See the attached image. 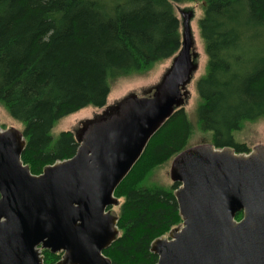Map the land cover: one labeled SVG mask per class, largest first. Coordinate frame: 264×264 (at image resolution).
Listing matches in <instances>:
<instances>
[{
  "label": "trees",
  "instance_id": "1",
  "mask_svg": "<svg viewBox=\"0 0 264 264\" xmlns=\"http://www.w3.org/2000/svg\"><path fill=\"white\" fill-rule=\"evenodd\" d=\"M196 1L204 4L198 27L207 56L196 84L199 129L216 148L249 154L234 133L264 120V0H0V105L23 126L22 161L33 175L75 156L74 133L52 135L61 120L105 108L116 81L179 53L174 5ZM193 132L184 108L176 109L116 190L119 236L104 251L113 264H157L152 243L182 225L179 185L148 180L187 150ZM42 255L56 264L63 254Z\"/></svg>",
  "mask_w": 264,
  "mask_h": 264
},
{
  "label": "water",
  "instance_id": "2",
  "mask_svg": "<svg viewBox=\"0 0 264 264\" xmlns=\"http://www.w3.org/2000/svg\"><path fill=\"white\" fill-rule=\"evenodd\" d=\"M193 13H182V43L151 97L135 94L75 136L69 160L33 175L23 134L0 123V264H113L104 255L118 238L115 192L153 136L183 103L194 63ZM170 177L182 226L155 240L157 264H264V146L249 154L202 145L176 156ZM243 213L240 221L236 220Z\"/></svg>",
  "mask_w": 264,
  "mask_h": 264
},
{
  "label": "rangeland",
  "instance_id": "3",
  "mask_svg": "<svg viewBox=\"0 0 264 264\" xmlns=\"http://www.w3.org/2000/svg\"><path fill=\"white\" fill-rule=\"evenodd\" d=\"M203 6V1L174 5L175 13L180 21H182L183 12L193 13V18L190 22L194 37V63L197 69L194 71L191 81L183 89V103L181 105L194 128L193 136L189 141L187 149L202 145H211V135L205 134L199 129L196 116V109L200 102L196 84L198 80L206 74L207 67V56L198 27V22L203 16ZM172 64L173 59H170L156 64L146 74L116 81L111 87V93L105 108L98 109L89 107L61 120L53 129L52 135L57 137L60 133L69 131L74 133L75 136H78L89 123L99 120L102 117H107V114H111L114 108L130 95L135 94L138 97H151ZM0 123L1 127L4 129L15 128L22 133L23 126L19 122L14 121L2 105H0ZM234 140L236 143L246 145L247 148L250 149V152L256 146H264V120H260L257 123L245 124L241 131L234 133ZM172 161L173 159L154 169L150 175L148 184H157L166 188L173 187L174 183L170 177ZM122 203L123 200H121L118 206L112 207L110 212L118 216Z\"/></svg>",
  "mask_w": 264,
  "mask_h": 264
},
{
  "label": "bare ground",
  "instance_id": "4",
  "mask_svg": "<svg viewBox=\"0 0 264 264\" xmlns=\"http://www.w3.org/2000/svg\"><path fill=\"white\" fill-rule=\"evenodd\" d=\"M154 137V136H153Z\"/></svg>",
  "mask_w": 264,
  "mask_h": 264
}]
</instances>
